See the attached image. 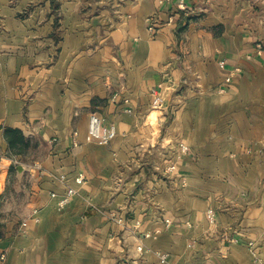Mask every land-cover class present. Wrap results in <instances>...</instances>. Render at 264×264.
I'll list each match as a JSON object with an SVG mask.
<instances>
[{
  "label": "crops",
  "instance_id": "1",
  "mask_svg": "<svg viewBox=\"0 0 264 264\" xmlns=\"http://www.w3.org/2000/svg\"><path fill=\"white\" fill-rule=\"evenodd\" d=\"M1 255L264 263V0H0Z\"/></svg>",
  "mask_w": 264,
  "mask_h": 264
},
{
  "label": "built area",
  "instance_id": "2",
  "mask_svg": "<svg viewBox=\"0 0 264 264\" xmlns=\"http://www.w3.org/2000/svg\"><path fill=\"white\" fill-rule=\"evenodd\" d=\"M171 20L172 19L170 18V21ZM147 24H148V31L150 33H155V31L158 29L157 23L152 21L151 19H147ZM220 66H222V63H220ZM229 80H230L229 78L226 79L227 82H229ZM158 101H159V99L156 98L154 101L155 105H158ZM127 112L130 113V110H127ZM87 132H88V135L90 136L91 139H93L94 141H96L100 144H103V145L110 143L111 140L115 137L114 128L113 127H111V128L104 127L101 124V119L95 113H91L88 116ZM180 151L185 152L186 147L181 145ZM61 180H63V179H61ZM76 182L78 184H81L83 182L82 176L79 175L76 179ZM74 195H75L74 189L68 187L66 189L65 194L59 199V201L57 203L58 208L62 209L65 205H67L69 203L71 197H73ZM208 217H209L210 222H212L214 220V217L211 213H209ZM137 250L140 252V251H142V248L138 247ZM0 259H3L2 255L0 256ZM257 264H264V263H257Z\"/></svg>",
  "mask_w": 264,
  "mask_h": 264
},
{
  "label": "trees",
  "instance_id": "3",
  "mask_svg": "<svg viewBox=\"0 0 264 264\" xmlns=\"http://www.w3.org/2000/svg\"><path fill=\"white\" fill-rule=\"evenodd\" d=\"M3 137L11 153L23 155L30 146V140L16 129H5Z\"/></svg>",
  "mask_w": 264,
  "mask_h": 264
}]
</instances>
